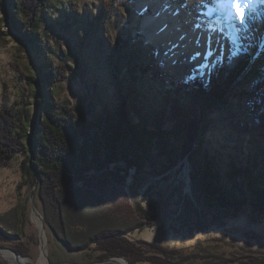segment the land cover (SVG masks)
Masks as SVG:
<instances>
[{"label":"rangeland","instance_id":"374dc122","mask_svg":"<svg viewBox=\"0 0 264 264\" xmlns=\"http://www.w3.org/2000/svg\"><path fill=\"white\" fill-rule=\"evenodd\" d=\"M140 1V4L145 3V0H50L43 8L47 23L41 25L42 39L47 47L38 55L32 44L20 39L22 33L13 28L9 0H0V108L15 101H26L31 107L29 132H32L38 115L35 99L41 91L42 56L66 66L67 79L47 85L45 90L68 104L96 106L99 91L114 104L121 99L120 90L126 88L134 93L129 96L136 97L138 105L151 110L156 108L161 97L174 90L176 83L185 85L180 90L182 97L187 99L193 88L192 81L203 78L207 83L210 73L204 70L191 73L188 64V69L181 66L179 56L182 53H178L174 61H168L157 44L146 40L142 26L151 8L146 2L144 11L139 12L137 3ZM102 7L107 9V17L99 22L95 16ZM260 12L263 17L264 10ZM256 13H253L252 26L261 18ZM57 19L63 22L52 29ZM219 23L222 28L229 25L221 20ZM231 27L235 31L240 26L231 23ZM248 36L247 39L246 33H239L235 43L240 46L229 50L227 45L221 54L217 52V43L215 59L209 66L211 71L217 62L243 54L244 64L230 82L229 90L207 115L210 126L204 134L206 151L210 150L209 144L214 145L222 154L221 166L228 167L235 159L244 165L249 152L259 149L257 142L252 141L253 133H244L241 129L244 123L253 125L255 121L250 113L251 106L259 102L254 87L258 75L264 71V67L249 65L244 39L251 44L255 33L249 30ZM85 71H90L89 75ZM26 77H31L33 82L28 83ZM255 111L260 108L256 107ZM260 143L263 148L264 143ZM26 145L31 149L28 143ZM22 158V154L16 155L9 166L0 168V228L4 231L0 246L21 248L27 251L26 257L35 261L40 253V241L39 230L32 221L30 197L34 190L26 184L19 195L16 191L21 180L19 164ZM94 174L87 188L103 226L124 229L153 214L158 216L156 220L133 229L127 237L136 242L178 248L188 256L187 264H205L211 260L217 264H240L251 258L264 260V215L251 211L248 204L227 211L214 203L203 184L194 178L193 168L186 159L165 173L142 175L141 185L117 182L107 171ZM234 194L240 195L236 191ZM32 202L43 217L42 203L34 196ZM46 232L49 264H89L97 260L91 251H71L47 227ZM0 262L9 264L1 257Z\"/></svg>","mask_w":264,"mask_h":264},{"label":"trees","instance_id":"16d2710c","mask_svg":"<svg viewBox=\"0 0 264 264\" xmlns=\"http://www.w3.org/2000/svg\"><path fill=\"white\" fill-rule=\"evenodd\" d=\"M49 2L9 0L13 28L22 33L20 39L32 44L38 55L47 47L41 25L47 23L43 8ZM106 13L105 7L100 8L95 19L102 22ZM62 22L57 19L51 28L60 27ZM243 64L242 53L221 60L212 67L207 83L203 78L192 81L187 99L180 90L185 85L176 83L156 108L148 110L138 105L136 97L129 96L134 93L126 88L120 90L121 99L114 104L99 91L96 106L68 104L55 98L53 92L47 94V85L67 79L66 66L42 56L41 91L35 99L38 115L32 132L31 107L26 101L0 108V168L9 166L16 155H23L17 194L26 184L33 188L34 199L42 203L45 226L71 251H91L97 260L121 256L129 264H187L188 256L178 248L127 237L133 229L156 220L157 215H147L124 229L103 226L87 187L98 171H107L117 182L141 185L142 175L165 173L186 159L194 178L203 184L214 203L227 211L248 204L251 211L264 215V147L260 148V141L264 143V71L254 87L259 102L251 106L250 113L255 121L253 125L244 123L241 128L244 133H253L252 141L257 142L259 149L249 152L244 165L235 159L228 167L221 166L222 154L211 144L206 151L204 138L210 126L207 115L224 98ZM85 73L89 75L90 71ZM26 79L33 82L31 77ZM256 107L260 111H255ZM230 155L236 158L234 153ZM235 191L240 195L235 196ZM2 236L4 231L0 228ZM14 249L27 255L21 248ZM205 264L217 263L211 260ZM240 264H264V260L251 258Z\"/></svg>","mask_w":264,"mask_h":264},{"label":"bare ground","instance_id":"6f19581e","mask_svg":"<svg viewBox=\"0 0 264 264\" xmlns=\"http://www.w3.org/2000/svg\"><path fill=\"white\" fill-rule=\"evenodd\" d=\"M176 1L177 3H174L173 0H145V3L147 2V5H150L151 12L143 20L142 31L146 34V40L153 41L158 45L161 53L165 54V59L174 61V57L178 53H182L179 56L182 67L188 69L189 65V71H193L191 73L200 70L209 73L210 62L215 59V45L217 43L219 45V51H217L219 54L224 51L223 48L227 45L229 50L232 48L237 49L240 46V43H235L238 34L246 33L248 39L250 30L253 34L255 33L251 40L252 43L248 44L246 43L247 39H244L249 65L264 67V15L263 17L259 15V18H261L257 24L255 22L252 26V19H249L247 26H244L239 23V18H236L235 21H229L223 19L219 13L211 11L214 7L212 1ZM140 3L141 1L137 3L138 11L143 12L146 4ZM261 10H264V4H257L256 12L262 14ZM179 12H181L180 16H178ZM245 13L247 16L248 10H245ZM136 18H138V15H136ZM220 20L221 23L229 25L222 28L219 23ZM190 22L191 25H189ZM231 23L240 27L234 31ZM224 41L226 43H223ZM32 221L39 230L40 253L38 259L35 261L28 257L17 259L12 252L0 250V257L7 260L9 264H48L47 232L41 228L42 222L39 214L33 213ZM113 264L128 263L118 259Z\"/></svg>","mask_w":264,"mask_h":264},{"label":"snow or ice","instance_id":"6c2138e0","mask_svg":"<svg viewBox=\"0 0 264 264\" xmlns=\"http://www.w3.org/2000/svg\"><path fill=\"white\" fill-rule=\"evenodd\" d=\"M212 3L214 7L211 11L219 13L223 19L235 21L236 18H239L240 24L247 26V21L254 18L253 13H256V5L264 4V0H212ZM245 10H248L247 16Z\"/></svg>","mask_w":264,"mask_h":264},{"label":"water","instance_id":"95a60500","mask_svg":"<svg viewBox=\"0 0 264 264\" xmlns=\"http://www.w3.org/2000/svg\"><path fill=\"white\" fill-rule=\"evenodd\" d=\"M10 26H11V24H10ZM30 199H31V206H32V207H31V210H32V212H33V213H36V214H39V217H40L41 222H42V224H41V228L46 230V226H45V223H44V219H43V217L40 215L39 211L37 210V208L35 207V205H34L33 202H32V201H33V195L30 197ZM39 241H40V238H39ZM0 250H7V251L12 252V253L14 254V256H15L17 259H19V258H26V256L21 255V254L18 253L14 248H9V247L0 246ZM47 259H48V255H47ZM118 259H122V260L126 261V262L129 264V262H128L125 258H123V257H121V256L107 257V258H103V259L95 260V261H93V262H91V263H89V264L116 263V261H117ZM48 264H49V262H48Z\"/></svg>","mask_w":264,"mask_h":264}]
</instances>
